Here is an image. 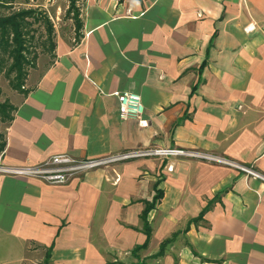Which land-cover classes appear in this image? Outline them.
<instances>
[{
	"label": "crops",
	"instance_id": "1",
	"mask_svg": "<svg viewBox=\"0 0 264 264\" xmlns=\"http://www.w3.org/2000/svg\"><path fill=\"white\" fill-rule=\"evenodd\" d=\"M28 78L4 164L172 146L264 174V0H83L78 37L59 34ZM116 92L140 96L139 118L119 117ZM40 251L48 264H264V182L188 157L63 184L0 175V264Z\"/></svg>",
	"mask_w": 264,
	"mask_h": 264
},
{
	"label": "built area",
	"instance_id": "2",
	"mask_svg": "<svg viewBox=\"0 0 264 264\" xmlns=\"http://www.w3.org/2000/svg\"><path fill=\"white\" fill-rule=\"evenodd\" d=\"M115 95L119 100L118 111L121 119L140 117L142 105L138 94L131 92H116ZM139 124L140 126L146 125V121L139 119ZM145 157H188L210 161L233 167L242 172L246 178H254L264 182V174L250 165H245L202 150L172 146L135 147L115 153L85 158H76L68 153H58L48 157L42 162L23 166L8 165L0 161V175L31 177L50 184H63L75 175L83 174L98 167H107L112 163ZM166 168L168 171H172L173 164L167 165Z\"/></svg>",
	"mask_w": 264,
	"mask_h": 264
},
{
	"label": "rangeland",
	"instance_id": "3",
	"mask_svg": "<svg viewBox=\"0 0 264 264\" xmlns=\"http://www.w3.org/2000/svg\"><path fill=\"white\" fill-rule=\"evenodd\" d=\"M8 4L0 7V17H6L21 10H28L33 13L32 16L28 17V21L31 22L30 33L33 37L28 39L29 43H27L29 65L24 67L23 87H25L26 83H31L34 79L28 78V76L39 74L52 59L55 48V45L52 46V44H55L59 34L69 37L77 36L79 28H77L76 19L81 20L83 0H12ZM35 16L39 18V21H35ZM45 18L52 26L50 38L48 37ZM13 92L17 91L10 86L9 78L0 72V102L7 101L13 105L11 101ZM7 125L8 122L0 121V133L4 137ZM34 254L31 253V257H33L28 259L25 264H44L43 252H34Z\"/></svg>",
	"mask_w": 264,
	"mask_h": 264
},
{
	"label": "trees",
	"instance_id": "4",
	"mask_svg": "<svg viewBox=\"0 0 264 264\" xmlns=\"http://www.w3.org/2000/svg\"><path fill=\"white\" fill-rule=\"evenodd\" d=\"M11 1L0 0V7L9 5L8 3ZM32 15L31 11L21 10L6 17H0V72H3L9 78L10 86L20 93H25L23 87L24 67L29 65L27 43H29L28 39L33 37L30 33L31 22L28 21V17ZM34 19L39 21L37 16ZM76 21L77 28H80L81 20L76 19ZM45 22L50 38L52 26L46 18ZM54 45L52 44V46ZM14 109V105L9 104L7 101L0 102V121L9 123ZM4 146L5 137L0 133V153L3 151ZM48 261L49 254L45 252L44 264H48Z\"/></svg>",
	"mask_w": 264,
	"mask_h": 264
}]
</instances>
